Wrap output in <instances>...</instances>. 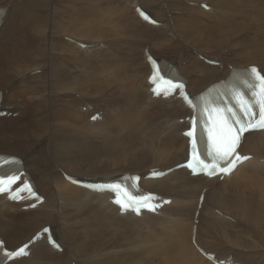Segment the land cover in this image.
Segmentation results:
<instances>
[{"label": "bare ground", "instance_id": "bare-ground-1", "mask_svg": "<svg viewBox=\"0 0 264 264\" xmlns=\"http://www.w3.org/2000/svg\"><path fill=\"white\" fill-rule=\"evenodd\" d=\"M86 1L93 6L82 5ZM42 2L0 0V154L18 157L21 163L13 164V171L24 167L45 197L39 207L24 211L26 204L0 196V218H5L0 221V239L14 250L50 225L62 250L50 246L44 237L30 246L28 257L7 264H219L227 255L236 264H264L262 249L252 246L246 253L240 248L223 252L228 244L210 247L205 238V230L214 232L217 220L243 226L238 218V224L232 225L226 219L231 215L215 205L223 194L242 212L256 204L259 215L253 213L251 218L263 228L264 130L244 135L239 151L252 157L222 181L220 177L190 176L184 168L171 169L188 157L183 131L189 128L186 117H191L192 107L176 96H153L147 61L148 54L163 61L168 74L186 80L192 96L221 80L226 82L218 89L229 95L228 85L239 86L249 66H259L264 74V0H174L176 4L166 6L175 11L172 14L162 11V3L154 0H49L39 10L37 4ZM202 3L209 8H202ZM246 5L258 9H252L253 13ZM60 6H66L68 17L56 12ZM137 6L158 24L139 17ZM248 12L255 17L249 18ZM229 35L233 42H228ZM127 37L133 48L128 55L136 58L128 59L132 67L123 69L113 54L123 52ZM43 57H47L44 62ZM243 61L249 63L241 65ZM91 69L112 93L97 94V83L86 85L89 80L84 78L90 77ZM125 72V85L111 84ZM10 77L14 78L7 83ZM35 81L39 85L32 84ZM39 87L40 95L36 94ZM123 89L126 94L116 96ZM100 110L101 119L91 121ZM93 138H100L99 156L70 151L71 144L88 151ZM111 141L117 145L109 148ZM124 164L131 167L90 171H108ZM83 167L88 171H79ZM151 169L172 172L145 179ZM125 173L142 174L145 190L172 198V203L159 215H120L109 202L112 195L83 184ZM237 192L241 199L231 196ZM37 219L44 221L33 225ZM257 239L262 240L261 235ZM260 244L263 247L264 240ZM201 250L215 257L209 259Z\"/></svg>", "mask_w": 264, "mask_h": 264}, {"label": "rangeland", "instance_id": "rangeland-1", "mask_svg": "<svg viewBox=\"0 0 264 264\" xmlns=\"http://www.w3.org/2000/svg\"><path fill=\"white\" fill-rule=\"evenodd\" d=\"M155 2H157L158 4H160V3H162V5L160 4V6H159V8L162 10V11H164V12H166L167 14H172V13H174L175 11L172 9V8H169V7H166L167 5H168V3L169 2H171V6L173 5V4H176V3H174V0H154ZM163 1V2H162ZM185 1V0H184ZM48 2H49V0H44V2H42L41 4H37V6L39 7V10H41L42 8H41V6H46V5H48ZM205 2H210V1H205ZM82 5H87V6H93V4H92V2H91V4H89L87 1L84 3V4H82ZM157 5H155V8H157ZM80 6V5H79ZM79 6H77V7H79ZM247 6V9H248V6L249 5H246ZM249 8L251 9H249L251 12L253 11V13H254V10H252V9H258V7L256 8H254V7H250L249 6ZM255 10V11H256ZM56 12H59L60 13V15H62V16H60V17H68V12L66 11V6H60V7H57L56 8ZM256 13H258V11H256ZM248 14V17L249 18H253V17H255V15L254 14H252V13H250V12H248L247 13ZM231 35H229V41L228 42H233V39H232V36L230 37ZM112 38H114V36H112ZM128 38V40H127V43H125L124 45H123V47H122V51L123 52H118V51H116L115 50V54H113V55H115L114 56V58H116V59H119V61H116V62H119L118 63V65L119 66H121L123 69H127L128 67L130 68V67H132L130 64H131V61H134L135 60V56L136 55H128V53L129 52H131L132 53V50H133V48L130 46L131 44H130V38L129 37H127ZM131 40H133V39H131ZM96 42H99V41H96ZM129 42V43H128ZM102 44H104V43H102ZM189 45V44H188ZM103 46V45H102ZM128 46H129V48H128ZM190 46V45H189ZM125 47V48H124ZM186 47V46H185ZM127 48V49H126ZM197 49L198 50H200L201 48H199V47H197ZM129 50V51H128ZM131 50V51H130ZM154 50H156V49H154ZM125 51H128V52H125ZM200 51H202V50H200ZM114 51H112V53H113ZM125 52V53H124ZM190 52V51H189ZM202 52H204V51H202ZM122 53V54H121ZM164 53H167L166 51L165 52H163L162 54H164ZM205 53V52H204ZM125 54H127L126 55V57H128L127 59L125 58ZM124 56V57H123ZM125 58V59H123V58ZM203 57V56H202ZM114 58H111V60H113ZM121 58V59H120ZM130 58H134V59H131V61L130 60H128V59H130ZM41 59V58H40ZM47 59V57H43L42 58V60H43V62L45 61ZM200 60H202L203 58H201V56H200V58H199ZM39 60V59H38ZM123 63H124V65H123ZM207 63V62H206ZM249 62L248 61H243V62H241L240 64L241 65H244V64H248ZM134 68V67H133ZM74 69V68H73ZM137 69V67L135 68V70ZM128 76V72H125V73H122L119 77H118V80H116V81H112L111 82V84H113V85H125L126 83H127V80H126V77ZM89 76L90 77H87V78H84V77H82V78H84L85 80H89L88 81V83L86 84L87 86H91L92 84H95V83H97V85H98V87L97 88H95L96 89V91L97 90H99L100 92L99 93H97V94H103V95H105V94H107V93H112L113 92V90L112 89H109V88H106V86H103V84H102V78H101V76L100 75H98V73L97 72H95L94 71V69H91L90 71H89ZM105 77H108L109 76V73H106L105 75H104ZM12 78H14V77H10L8 80H7V83L12 79ZM124 78V79H123ZM120 80V81H119ZM123 81V82H122ZM124 81H126V82H124ZM120 82H122V83H120ZM32 84H38L39 85V83L38 82H33ZM70 92H72V91H70ZM36 94H38V95H40L41 94V89H40V87L38 88V91L36 92ZM126 94V91L123 89V90H121V91H119L117 94H116V96H118V97H121V96H123V95H125ZM99 112H102V110H100ZM36 140V138H34V139H32V141H35ZM117 141H119V140H117ZM13 144H16V143H13ZM17 145V144H16ZM117 145V143H114L113 141H111V143L109 144V148L110 147H112V146H116ZM18 148V147H17ZM84 148V147H83ZM69 149H70V151L72 152V153H74V154H83V153H91V156H99L100 155V152H99V150H100V138H93L91 141H90V148H87L88 149V151H85L84 149H82V148H80L79 147V145H77V144H71L70 145V147H69ZM103 151V149H101V152ZM106 161H109V160H107L106 158H104ZM136 166H139V165H136ZM131 166L128 164V165H126V164H124V165H122V166H120V167H117V168H115V169H112V170H108V171H106V170H103V169H101V168H93V169H91L90 171H92L93 173L92 174H94V172L95 173H99V172H101V173H105V172H115V171H120V170H123V169H125V168H130ZM84 169V167L83 168H81V169H79V171H82ZM83 171H88V170H83ZM82 171V172H83ZM142 175V174H141ZM222 181V180H221ZM243 192H245L244 190H243ZM231 196H233V197H236V198H238V199H241V197H240V195H239V193L237 192V193H233ZM217 204H215L216 206H218L219 208H220V210L223 212V211H225V212H227V213H229L231 216H234V217H231V216H229L228 218H226L227 220H229V221H231L230 223L233 225V224H235L236 225V223L238 222V220L236 219V218H238V219H240L241 221H243L242 223H243V226L242 227H240V228H237V227H235V226H231V225H229L227 222H225V224L223 223H220L221 222V220H217L216 221V223H215V225H216V229H215V231L214 232H209V231H207V230H205V238H206V243H207V245L208 246H215V245H223V243H226V244H228V246H227V248L225 247V248H223V252H225L226 250H229L228 248H233V249H242L241 250V252L242 253H246V252H248L249 250H250V248L253 246V249H255V250H258V249H262L263 251H264V246L263 247H259L258 245H261L260 244V241H262V240H264V226H263V228L261 227V224L257 221V220H254V219H252L251 218V214H253V213H255V214H257V215H259V212H258V206H256V204H251V205H248L247 207H246V211L245 212H242V210L241 209H239L238 208V204L235 202V201H233L232 199H231V197L229 196V195H226V194H223V195H221V196H219L218 198H217ZM50 211V210H49ZM52 211V210H51ZM216 211V210H215ZM234 211H236V212H238V214H236ZM217 212H219L218 210L216 211V213ZM220 213V212H219ZM224 213V212H223ZM250 216V219L248 218ZM1 218H2V216H1ZM0 218V221H3L5 218H3V219H1ZM15 220H17L18 221V218L17 219H15ZM226 220V221H227ZM41 221H44V220H40V219H37V220H34L33 222H32V224L33 225H39L40 223H41ZM238 224V223H237ZM219 225V229H217V226ZM31 228L32 227H29V228H27V229H25L23 232L24 233H26V232H28V230H31ZM24 235V234H23ZM222 235H226L227 236V238H222ZM258 235H261V237H262V240H259V239H257L258 238ZM62 236V235H61ZM63 237V236H62ZM225 249V250H224ZM229 254H231V253H229ZM233 254V253H232ZM228 257H230L231 255H227ZM75 263V262H74Z\"/></svg>", "mask_w": 264, "mask_h": 264}, {"label": "snow or ice", "instance_id": "snow-or-ice-1", "mask_svg": "<svg viewBox=\"0 0 264 264\" xmlns=\"http://www.w3.org/2000/svg\"><path fill=\"white\" fill-rule=\"evenodd\" d=\"M252 71L253 72H255L256 70L255 69H252ZM261 80H264V77H261L260 78ZM251 106L250 105H247L246 103L245 104H242V106H241V111H244L245 112V118L247 119V117H249V116H254L255 114L254 113H251V112H248V111H245V109H247V108H250ZM236 123L237 124H240L241 122H240V120H236ZM249 126L250 127H262V128H264V122H260V123H257V124H251L250 122H249ZM244 130H246L244 127H241L240 128V131L241 132H243ZM189 135H191V133H189ZM238 139V138H237ZM235 149H234V146H233V148H232V151H234ZM230 156H231V152H229V151H227V150H225V151H223V152H220L219 150H217V158L218 159H220V160H222L226 165H232V164H234V160L233 159H230ZM247 157H243V158H241V157H236V159H246ZM205 167H207V165L205 166ZM215 168H213V172L212 173H210V174H213L214 172H215ZM220 171H224V172H226V171H228V168L227 167H225V168H221L220 169ZM3 181L2 180H0V191H6L7 189H5L4 187H3ZM129 199L131 200L132 198L131 197H129ZM118 203L119 202H121V201H117ZM145 206H147V205H145ZM138 210V209H137ZM45 231H47V230H45ZM2 245H3V242L2 241H0V252H2L3 251V247H2ZM19 252L20 253H23L24 252V249L23 248H21L20 250H19ZM7 255H15V254H10V253H5V256H7Z\"/></svg>", "mask_w": 264, "mask_h": 264}]
</instances>
